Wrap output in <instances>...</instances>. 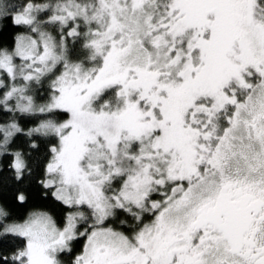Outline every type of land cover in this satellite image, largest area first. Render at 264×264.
Instances as JSON below:
<instances>
[{
  "label": "snow or ice",
  "instance_id": "obj_1",
  "mask_svg": "<svg viewBox=\"0 0 264 264\" xmlns=\"http://www.w3.org/2000/svg\"><path fill=\"white\" fill-rule=\"evenodd\" d=\"M0 264H264V0H0Z\"/></svg>",
  "mask_w": 264,
  "mask_h": 264
}]
</instances>
